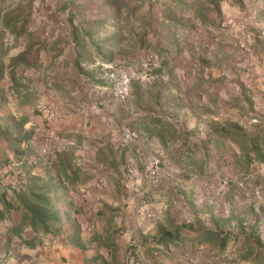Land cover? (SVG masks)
I'll return each mask as SVG.
<instances>
[{"label":"crops","instance_id":"obj_1","mask_svg":"<svg viewBox=\"0 0 264 264\" xmlns=\"http://www.w3.org/2000/svg\"><path fill=\"white\" fill-rule=\"evenodd\" d=\"M135 1L127 0L128 7ZM160 2L149 16L139 1L142 33L117 37L115 27L131 19L122 24L116 0H0V264H179L177 255L185 250L201 264H264V251L252 239L264 242V163L253 161L249 173L236 165L241 148L230 133L249 135L259 125L249 114H264V5H222L223 19L251 9L257 15L247 21L255 64L247 87L241 67L249 57L238 45L242 29L233 35L205 27L195 14L175 15L177 23L169 27ZM15 13L21 16L6 24ZM63 14L74 41L67 32L56 40L50 31ZM146 45L163 51L153 70L136 65ZM117 62L129 66L115 68ZM124 76L127 94L120 101L114 84ZM49 104L57 114L47 118L43 107ZM126 125L138 131L135 142L123 141ZM45 126L56 135L57 149L76 142L79 157L96 161L95 171L106 181L102 189L82 195V183L72 188L64 171L46 163L38 151ZM157 148L180 168L165 189L128 179L127 162L137 158L142 172ZM200 163L203 177L227 171L231 182L196 207ZM32 196L48 201L49 213L41 217L47 232L28 223L23 203L37 205ZM196 228L226 235L225 246L199 240ZM21 238L34 244L23 245Z\"/></svg>","mask_w":264,"mask_h":264},{"label":"trees","instance_id":"obj_2","mask_svg":"<svg viewBox=\"0 0 264 264\" xmlns=\"http://www.w3.org/2000/svg\"><path fill=\"white\" fill-rule=\"evenodd\" d=\"M142 1L143 0H139ZM156 2H160L159 0H155ZM228 0H164L163 3V9L167 11V16L163 18V20L167 21V25L173 26L174 23H177L175 21V15L182 16L185 18H190L192 14H195L197 19L201 22L203 26H207L209 28H215L221 26V20L222 18V5L227 2ZM258 1V0H255ZM264 5V0H261ZM230 2L237 4L239 7H244V1L243 0H230ZM123 5L122 7H120ZM127 5L126 1H122L119 5H117V8H120L119 10H123V8ZM128 6V5H127ZM139 2L135 1L133 2V5L129 7L127 12L123 16V22L128 23L130 19L134 17L135 15V8H139ZM214 13V17H212L210 14ZM21 14L15 13L13 15L7 16L5 19V23L9 24L12 20H17ZM69 15H67V19L69 20ZM118 20V16H116ZM69 23V22H68ZM193 25L186 27L192 28ZM67 33L69 36L70 41H74V35H76V32L74 29L70 27V23L68 24ZM116 30H120L119 27H115ZM14 30V29H13ZM22 30V29H21ZM15 31V30H14ZM160 32V31H159ZM61 35V34H59ZM58 34H55L56 40H62ZM251 36V35H250ZM60 38V39H59ZM251 40L252 36H251ZM252 43V42H251ZM238 45H240V41H238ZM151 45H147L144 48V54H145V60H147L148 54H153L155 56V60L159 61V57L162 56L163 51L161 50H152L151 51ZM245 52H250V50H245L243 47H241ZM250 48L251 44H250ZM248 53V54H249ZM252 54V53H251ZM151 62V61H150ZM147 69L151 70L155 68L154 63H148ZM264 82V81H263ZM264 85V84H263ZM248 87V86H247ZM258 94V92L256 93ZM264 94V90H263ZM252 97L254 95H251ZM251 96H249L250 101ZM253 104V101H252ZM253 108V107H252ZM253 111V109H252ZM263 115V114H262ZM250 118H255L256 123L259 124L258 127L252 131L249 135H247L242 129H233L230 131L231 134H233L236 137V140L238 141L241 153L239 155H235V164L239 165L241 169H243L246 173H249V166L253 161H256L257 163H264V119L263 116L259 115L258 113H252L249 114ZM22 137L27 138L29 137V134H25ZM19 142V141H17ZM78 148V144L76 142H70L65 147H62L60 149H57V146L53 147L48 153L45 155H42L46 161V163H49L51 166H55L59 172L64 171V178L65 180L72 186V188L75 189V186L77 184H83L87 181L89 176L87 171L89 172V168L84 165L82 157H79L76 154V150ZM39 151V148H38ZM15 154L18 155V152ZM40 154V153H39ZM41 155V154H40ZM96 162V161H95ZM197 177L198 179H210L212 177H203V163L197 164ZM127 176V175H126ZM203 177V178H201ZM31 196V195H30ZM33 197V196H32ZM34 198V197H33ZM34 201L37 203L34 207H30L28 204L23 203V206L25 209L30 213V219L28 223L31 225L34 229H40L44 232L48 231L47 225H44V221L42 222V215H48L49 211L47 207L48 201L43 200L41 198H34ZM22 202V201H21ZM49 215H56L53 211ZM183 227V226H182ZM195 230H199L198 238L201 241L207 240L208 242H214L218 241V246L220 248H223L227 242L228 237L226 235L220 236L219 232L213 230V229H205L201 230L200 228H196ZM174 238H169L168 241L173 242ZM255 242V245L257 248H259V251H264V242L261 241V239L258 236H255L252 238ZM10 242L9 236H7V246ZM20 242L23 245L31 246L34 244V242H31L27 239H20ZM258 254V253H257ZM257 256V255H256ZM261 257H264L263 255Z\"/></svg>","mask_w":264,"mask_h":264},{"label":"built area","instance_id":"obj_3","mask_svg":"<svg viewBox=\"0 0 264 264\" xmlns=\"http://www.w3.org/2000/svg\"><path fill=\"white\" fill-rule=\"evenodd\" d=\"M231 25L232 28L234 29H246L249 27V24L247 21H238V20H228V21H221V26H227ZM58 26L60 27H65L66 23L65 21H60L58 23ZM251 41V36L250 34H243L242 33V38L240 40V45L243 47L245 50H248V44ZM248 59L246 62H244V65H242L241 69L244 74L243 78V84L250 87V82L252 81V75L254 71V60H253V55L251 53L248 54ZM147 60L151 62H155V56L153 54H148ZM145 65V68L147 69V65ZM126 95L125 88L123 87L118 91V97L124 99ZM253 100H256V98L253 97ZM43 111L46 112V117L49 118L51 116H55L57 114V107L55 104H49L43 107ZM223 117L227 116V113L222 114ZM252 121L256 122V119L253 118ZM122 139L124 142L130 143V142H135L136 140L139 139V133L137 130L130 126H126L122 130ZM53 147H55V138L53 137L52 132L50 129L46 128L43 133H42V143L39 146V153L41 155H45L50 151ZM137 154L139 157V160H143V152L141 148L137 149ZM137 158L135 159H130L127 164H126V174L128 179H133L135 178L136 180L140 179L142 180L143 178L146 179V181L150 182L152 185H156L157 182V174L159 169L163 168L169 171L175 170V165L174 162L168 158V156L165 153V150L162 148H157L152 154H150L148 160L144 164V171H139L138 169V161ZM84 165H86L89 168V174L91 177L87 179L86 182H84L79 188V192L82 195H87L91 193L94 189H102L105 186V179L103 176L97 174L96 170V162L94 159H86L85 161L83 160ZM231 181V178L228 176V174L223 175L221 178H219V182L215 183L212 181H207L205 185L209 189H215L218 185H223L227 184L228 182ZM237 185L239 187H245L244 181H238ZM259 193V192H257ZM145 216H150V213H144ZM82 228H85V225H82ZM173 248L170 247L168 250H172ZM177 261L179 264H201L199 258L197 257L196 254L189 250H185L182 252H179L177 255Z\"/></svg>","mask_w":264,"mask_h":264},{"label":"rangeland","instance_id":"obj_4","mask_svg":"<svg viewBox=\"0 0 264 264\" xmlns=\"http://www.w3.org/2000/svg\"><path fill=\"white\" fill-rule=\"evenodd\" d=\"M123 0H116V5H119L121 2H122ZM143 1H145V4L148 6V8H147V13L149 14V16L150 15H155V11H156V6H157V4L159 3V2H156L155 0H143ZM244 1V0H243ZM126 2H127V0H126ZM137 2H139L138 0H137ZM163 2H164V0H161V4H163ZM255 2H257V4L258 5H263V2L261 1V0H258V1H255ZM156 4V5H155ZM123 5H121L120 7H122ZM153 6H154V8H153ZM163 6V5H162ZM162 6H160V7H162ZM125 8V9H124ZM123 9L124 10H120V13H121V16L123 15L124 16V14L127 12V10L129 9V7L126 5L125 7H124ZM163 8V7H162ZM161 8V9H162ZM135 18L133 17V19L131 18V21L127 24V25H125V26H121V28H120V30L117 32V37L119 36V37H122L123 35H136V37H137V35H139V33H142V28L139 26V8H135ZM256 12H254V10H250V11H248V13L246 14V16H244V17H241V16H239V15H237V17H231V19H222L221 21L223 22V21H228V20H238V21H253V20H256ZM57 23H59L61 20L62 21H65V23H66V26L65 27H60V26H58V24H55V26L53 27V28H51L50 29V31H53L55 34H60V33H65V32H67V30H68V24L69 23H67L66 21H68V19H67V17L65 16V14H63V16L60 18L59 16H57ZM122 24H125L124 22L122 23ZM51 26V25H50ZM230 29L232 32V34L234 35L235 33H237V30L238 29H234V28H232L231 27V25L229 24V25H227V26H224V27H222V26H220V29ZM248 28H250V27H248ZM248 28H246V29H242V32H243V34H248V31H247V29ZM106 36V35H105ZM251 42H252V40L250 41V43L248 44V50H250V52L252 53V49L250 48V44H251ZM147 47H148V45H147ZM103 48H108L107 47V45H105L104 44V47ZM117 49V48H116ZM151 49V51L152 50H154L153 48H150ZM145 52V51H144ZM246 53H249V52H246ZM253 55V54H252ZM254 56V55H253ZM122 61V60H121ZM126 61H129V60H126ZM137 61V60H136ZM129 62H132V63H134V61L133 60H131V61H129ZM126 63H128V62H117V66L115 67V68H118V67H120L121 65H126V66H129L128 64H126ZM148 63H151L149 60H145V54L144 53H142L141 54V56L138 58V61H137V64L136 65H138L139 67H141L142 69H144V70H147L146 68H145V65L144 64H148ZM154 63V66H156L157 65V63H158V60L157 61H155V62H153ZM131 65V64H130ZM138 67V68H139ZM120 68H123V67H120ZM154 69V68H153ZM153 69H151V70H153ZM111 78H113V79H116V77L117 76H110ZM121 78V77H120ZM262 81H264V77H263V79H262ZM127 83H128V79H127V77H123V78H121L120 80H117L116 81V83L114 84V86L117 88L116 90H115V92H114V96H115V98H117V100H120V101H122V100H124L125 99V97H124V99H122V98H119L118 97V91L120 90V89H122L123 87L125 88V91H126V89H127ZM262 84H264V82H262ZM126 94H127V91H126ZM126 96V95H125ZM260 106H262V107H260V109L259 110H261L263 107H264V104H260ZM258 114L259 115H261V116H264V114L262 115L261 114V112H258ZM127 126V125H126ZM126 126H124V127H126ZM123 127V128H124ZM46 128H49V126H45L44 127V129H43V131L46 129ZM123 130V129H122ZM53 134V137L55 138V140H56V135L54 134V133H52ZM121 134H122V132H121ZM43 157V156H42ZM149 158V157H148ZM148 158L147 159H145L146 161L148 160ZM168 158H170V157H168ZM172 161H173V159L172 158H170ZM144 160V159H143ZM174 162V161H173ZM174 165H175V170H173L172 172L171 171H169V170H166V169H163V168H161V169H159V171H158V174H157V182H156V185H153L154 186V188L156 189V190H160V189H165L164 187V184L165 183H167L168 181H170V180H173L174 179V177L176 176V173H178L179 172V170H180V168H179V166H177L176 165V163L174 162ZM178 169V170H177ZM225 174H228V176L231 178V174L230 173H228L227 171H226V173ZM225 174H222L221 176H217V177H212V178H210V179H199L200 180V182H201V189L198 191V190H196L194 193H192V199H193V203H194V205L196 206V207H201L202 205L203 206H205V205H207L208 203H209V201L210 200H212V196H213V192H214V190H216V188L217 187H219V186H221L220 184H217L218 186L215 188V189H209L206 185H205V183H207V181H212V182H215V183H217V182H219V178H221L223 175H225ZM198 179V178H197ZM233 181V180H232ZM231 182V181H230ZM230 182H228V183H230ZM164 183V184H163ZM227 183V184H228ZM225 185V184H224ZM259 190H262V189H258V191ZM247 191V190H246ZM155 192V191H154ZM255 192V191H254ZM255 194V193H254ZM259 194H260V192H259ZM256 195V194H255ZM175 202H178V201H175Z\"/></svg>","mask_w":264,"mask_h":264}]
</instances>
